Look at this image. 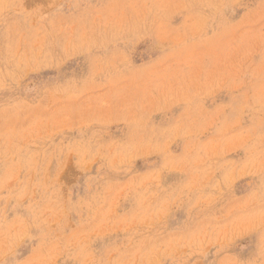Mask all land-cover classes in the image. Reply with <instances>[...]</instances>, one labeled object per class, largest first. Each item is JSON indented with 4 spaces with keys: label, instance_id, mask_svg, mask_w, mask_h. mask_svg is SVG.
<instances>
[{
    "label": "rangeland",
    "instance_id": "rangeland-1",
    "mask_svg": "<svg viewBox=\"0 0 264 264\" xmlns=\"http://www.w3.org/2000/svg\"><path fill=\"white\" fill-rule=\"evenodd\" d=\"M0 264H264V0H0Z\"/></svg>",
    "mask_w": 264,
    "mask_h": 264
}]
</instances>
